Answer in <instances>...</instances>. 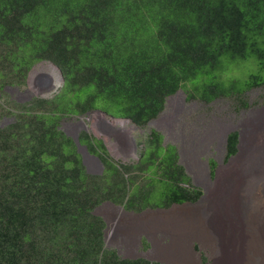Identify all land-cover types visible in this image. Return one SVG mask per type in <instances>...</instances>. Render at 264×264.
I'll return each instance as SVG.
<instances>
[{"label": "trees", "instance_id": "trees-1", "mask_svg": "<svg viewBox=\"0 0 264 264\" xmlns=\"http://www.w3.org/2000/svg\"><path fill=\"white\" fill-rule=\"evenodd\" d=\"M42 62L59 69L60 89L13 99L6 90L25 87ZM262 85L264 0H0V119L11 117L0 126V264H160L108 248L95 210L199 201L176 146L152 130L136 160L117 162L81 132L103 167L92 174L62 121L100 111L144 128L179 91L247 108L246 93ZM238 144L229 134L228 157Z\"/></svg>", "mask_w": 264, "mask_h": 264}, {"label": "rangeland", "instance_id": "rangeland-1", "mask_svg": "<svg viewBox=\"0 0 264 264\" xmlns=\"http://www.w3.org/2000/svg\"><path fill=\"white\" fill-rule=\"evenodd\" d=\"M245 67H249V64L238 66L232 75L238 76L242 69L247 71ZM33 72L29 76L32 75L29 85L20 90H6L20 103L35 96L51 97L62 86L61 73L50 62L39 63ZM245 73L240 72L241 75ZM245 98L250 107H241L231 99L208 104L189 101L185 92L179 91L168 99L166 109L159 118L144 128L127 120L113 119L100 111L62 121L61 127L67 135L74 139L79 133L87 132L101 141L108 155L117 162L136 160L140 143L152 130L160 132L165 144L176 146L180 163L191 177L193 185L203 192L197 205L178 209L163 217L152 215L156 211L146 212L148 215L144 218L140 216L146 213L135 217L108 203L98 207L96 214L108 223V238L105 240L108 248L117 249L119 255L127 259L148 253L152 257L161 254L169 260H181L188 264H225L228 261L229 253L222 244L216 212L219 209L218 215H225L223 218H226L228 211L223 210L229 205L227 202L235 191L239 196H242V190L246 196L250 195L254 186L264 181V85L246 93ZM2 102H5V98H2ZM10 118L0 119V126L8 124ZM232 132L239 133V149L235 155L228 157L227 138ZM79 153L89 173H101L103 167L100 160V163L96 160L98 157L93 155L94 158H90L82 150ZM241 170L247 174L244 182H240ZM256 199H261L259 193H256ZM172 209L174 207L166 211ZM182 217L189 221L202 220L212 238L203 239L192 232L178 238L160 230L162 227L159 222L169 218V224H172L174 218L180 220ZM143 234L153 244L148 250L141 248ZM195 244L199 245L198 251L195 250ZM203 257H206V263H203Z\"/></svg>", "mask_w": 264, "mask_h": 264}, {"label": "bare ground", "instance_id": "bare-ground-1", "mask_svg": "<svg viewBox=\"0 0 264 264\" xmlns=\"http://www.w3.org/2000/svg\"><path fill=\"white\" fill-rule=\"evenodd\" d=\"M30 81H32V75L27 80V85L30 84ZM74 140L78 146L79 152L82 150L86 156L88 155L90 158H94V156L87 151L86 147H82L78 136H75ZM96 160L100 163L99 159L96 158ZM239 177L240 182H244L247 179L246 172L241 170ZM253 189L254 191L247 196L243 190L242 196H239L236 191L233 193L232 198L229 195L230 198L227 202L229 205L225 206L223 210L224 212L228 211L226 218H223L225 215L223 217L218 215L219 209L216 212L217 223L219 225L218 231L222 237V244L223 247L227 248V253H229L228 261L225 264H264V181H259ZM256 193L260 194V200L256 199ZM115 207L125 211L119 206ZM186 207L189 206L174 207V209L170 211H158L157 213H152V215L163 217L171 215L174 211ZM127 213L134 216L136 215V213L133 212ZM147 215L146 213L140 216V218L147 217ZM105 222L108 228V223L106 220ZM159 223L162 227V229H160L161 231L173 234L178 238H182L185 235L187 236L190 232H192L194 236L199 235L203 237V239L208 240L212 238L210 230L207 231L205 223L200 219H190L189 221L186 217H182L180 220L174 218L172 224H169L171 223V219L168 218V220ZM107 238L106 229L105 240H107ZM223 252L225 251L223 250Z\"/></svg>", "mask_w": 264, "mask_h": 264}, {"label": "water", "instance_id": "water-1", "mask_svg": "<svg viewBox=\"0 0 264 264\" xmlns=\"http://www.w3.org/2000/svg\"><path fill=\"white\" fill-rule=\"evenodd\" d=\"M238 149H239V145H238ZM198 203H199L198 201L196 203L186 202V203H183V204H175L172 207H181V206H186V205L187 206H194V205H197ZM166 210H168V209H157V210H150L149 209V210H146V211H144L142 213H137L136 216H140V215H142V214H144L146 212H150V211L158 212V211H166ZM144 237L150 242V239H149V237L146 234L144 235ZM151 245H153V244H151ZM136 258H145V259L150 260V261H156V262H158L160 264H188V263H185V262H183L181 260H175V261L169 260L168 258H166L165 256H163L161 254L152 257V256H149L148 253H145V254H140L138 256L130 257V259H136Z\"/></svg>", "mask_w": 264, "mask_h": 264}]
</instances>
